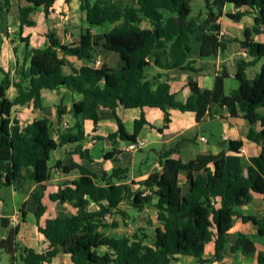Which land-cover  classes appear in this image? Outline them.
Masks as SVG:
<instances>
[{"label": "trees", "instance_id": "trees-1", "mask_svg": "<svg viewBox=\"0 0 264 264\" xmlns=\"http://www.w3.org/2000/svg\"><path fill=\"white\" fill-rule=\"evenodd\" d=\"M11 0H4L9 5ZM21 27L35 25L29 19L33 10L44 6L47 17L56 0H20ZM81 11L89 27L78 39L62 42L54 31L50 32L48 45L37 48L26 37L25 56L30 57L29 66L17 69L19 81H12L8 72L0 82V189L4 186L20 187L24 179L38 183L51 177L50 160L53 152L63 144L77 143L68 157L58 160L56 168L64 173L78 170L77 180L64 182L51 194L53 200L72 204L76 212L67 216L40 219L47 207L42 196L35 194L38 203L36 219L39 230L50 241V250L42 254L25 245L19 238L20 225H13L7 217H0L8 228L7 235L0 239V251L9 255L8 264H46L57 255L60 248L70 254L75 264H171L177 255H192L199 262L211 259L204 256L206 245L214 241V258L223 256L233 226V204L244 205L254 193L264 194V66L254 78H249L247 68L264 57V0H204L205 14L193 13L192 0H79ZM232 5L233 12L225 7ZM251 14L254 24L245 29L241 44L249 58L237 61L235 89L226 88L229 72L223 67L216 75L213 88H203L194 77L188 85L190 96L179 100L169 82L152 81L146 77V69L155 64L164 69L199 71L194 64L195 56L205 58L217 55L227 47L228 39L222 33L220 18L223 15L240 21ZM148 21L149 26H144ZM112 24L104 32H94L93 27ZM118 54V67L102 63L90 64L66 74L67 56H77L87 63H94L102 51ZM0 69H2L0 65ZM26 85H24V83ZM14 83L19 94L11 99L7 90ZM68 87L80 94L69 112L77 118L91 119L94 131L98 130L103 107L110 108L118 122V129L109 134L113 149L105 152V158L116 160L122 152L117 147V138L128 143L136 141L145 124L144 111L135 120V129L129 132L118 114V106L129 108L158 107L165 115L164 130L171 122V108L192 112L202 122L215 108H225L231 117L242 116L251 124L247 139L262 146L247 166V172L230 174L226 153L217 155L199 154L184 162L173 157L178 147L160 153L161 171L153 172L142 180H129L128 167H115L102 175L88 164L93 161L90 150L82 144L85 129L78 120L73 127L53 136V124L45 116L22 127L11 116L12 107L33 101L37 108L43 106L44 88ZM59 122L68 112L61 101ZM260 125V129L256 126ZM95 140L103 138L94 135ZM126 145V146H127ZM243 140H231L229 148L239 152ZM143 149V148H142ZM141 150V149H140ZM81 160H73L72 155ZM70 161V162H69ZM183 174V176H182ZM126 203L138 211L153 208L159 222L153 239L145 228H138L132 235L116 237L102 231L116 228L119 222L109 218L116 214L127 216L120 205ZM95 205V207H92ZM254 222L259 233L264 235V217L244 216ZM104 248V249H103ZM256 250L255 242L245 234H239L231 247L232 251ZM258 259L264 263V254Z\"/></svg>", "mask_w": 264, "mask_h": 264}, {"label": "crops", "instance_id": "crops-1", "mask_svg": "<svg viewBox=\"0 0 264 264\" xmlns=\"http://www.w3.org/2000/svg\"><path fill=\"white\" fill-rule=\"evenodd\" d=\"M20 0H11L9 5L0 0V82L6 72L10 74L12 81H19L21 76L17 69L22 65L26 67L30 64V57L25 56L26 41L28 38L30 45L41 48L49 44L50 32L54 31L62 42H69L78 39L80 33L89 27L85 21V14L81 13L79 0H56L51 13L47 17L44 6L32 11L29 19L35 21V25H24L21 27L20 20ZM226 12H233L234 7L227 5ZM222 33L228 39L227 47L218 52L217 55L201 58L195 56V66L199 71L164 69L155 64H151L145 72L147 78L152 81L160 80L169 82L171 90L176 94L179 100L185 101L191 94L188 85L190 77H194L203 88H213L216 75L223 67L229 72L226 79V88L228 90L238 87L239 82L236 78L237 61L242 58H249L247 51L241 44L243 37L236 38V35L228 36L223 28ZM148 27V21L144 22ZM112 27V24L108 29ZM99 26L93 27L94 32H104ZM256 40L263 41L264 36L259 34L254 37ZM69 64L65 65L63 70L66 74L73 72V68L80 69L85 64L95 67L102 63L118 67L121 59L117 53L111 51H102L94 63H87L77 56H67ZM264 66V57L260 58L255 64L247 68L249 78H254L260 69ZM27 82L24 83L26 85ZM19 94V88L12 83L7 90L9 98L13 99ZM82 99V94L68 88L60 89L44 88L42 90L43 106L37 108L33 101L26 104H16L12 107L11 116L19 120L22 127L27 126L35 119L47 116L53 124V136L58 140V132L73 127L78 120L85 129V138L82 144L90 150L93 161L89 164L86 160H81L79 155H72L73 160H79L99 175L105 171L110 172L115 167H128L129 180H142L151 173L161 171L160 153L174 147L178 151L173 157L181 158L184 162L195 158L199 154L217 155L223 150L226 153L227 169L230 174L247 172V166L254 164V158L261 152L262 146L254 141L247 139L251 124L242 116L231 117L225 108H215L212 114H207L202 122L196 120L192 112H183L176 108H171V122L169 126L160 130L165 123L163 110L158 107L146 106L141 108H129L125 105L118 106V114L125 122L129 132L135 129V120L141 116L144 111L148 123L145 124L140 132V137L146 138L147 146L151 147L150 152L139 156L138 152H144V148L137 152H128L126 150L127 142L117 138V147L122 150L116 160L105 158L104 154L111 151L114 147L113 141L109 138L110 133L118 129V122L113 111L110 108L103 107L100 111L101 119L97 131H94V123L91 119L75 117L69 112L75 100ZM63 101L68 107V112L63 116L62 122H59V103ZM262 111L264 109H261ZM260 129V125L256 126ZM102 135L103 138L95 140L94 135ZM243 140V146L239 152L229 148L231 140ZM77 143H67L53 152L50 160L51 177L42 183H38L30 178L24 179L20 187L4 186L0 189V217H7L11 224L20 225L19 238L27 246L34 248L42 254L50 250V241L39 230L36 219V210L38 203L35 194L42 196V201L47 209L40 219L44 224L46 219L55 216H67L76 212V208L67 202L53 200L51 194L59 190V187L66 181L77 180L80 176L78 170L64 173L56 168L58 160H64L68 157V152L73 151ZM97 161L100 163L96 164ZM70 162V161H69ZM183 176V174H182ZM34 203L32 207L29 204ZM95 207V205H92ZM128 213L127 216L116 214L109 218V221L116 219L119 226L116 228H103L102 231L109 235L121 237L123 235H132L138 228H145L150 234L152 229L158 226L156 211L153 208H145L142 211L134 210L133 207L122 203L120 205ZM150 214V216H148ZM33 216V220L29 219ZM264 217V194L254 193L250 202L244 205L233 204V226L229 231L228 242L220 259H215V242H209L205 247L204 256L211 259L209 262L201 263L199 259L192 255H177V258L171 264H264L258 259L259 253L264 254V235L259 233L258 226L252 221H245L244 216ZM8 228L2 225L0 221V239L7 235ZM154 232V231H153ZM239 234H245L252 238L256 245V250L248 252L244 249L232 251ZM104 249V248H103ZM9 255L0 251V264H8ZM46 264H75L70 254L60 248L59 252L50 262Z\"/></svg>", "mask_w": 264, "mask_h": 264}, {"label": "rangeland", "instance_id": "rangeland-1", "mask_svg": "<svg viewBox=\"0 0 264 264\" xmlns=\"http://www.w3.org/2000/svg\"><path fill=\"white\" fill-rule=\"evenodd\" d=\"M192 6H193V13L194 14H197L199 11H202L203 14L206 15L205 14V7H204V0H192ZM82 12L83 11H81V13ZM143 24H145V23H143ZM253 24H254V18H253V16L251 14L244 15L240 21H235V20H233V19H231V18H229L227 16H225L224 19H223V28H224V30L227 31L229 37L232 36V35H236V38H237V36L238 37L242 36L244 38L245 37V34H244L245 29L247 27L253 26ZM110 25L111 24H106L104 26H99L100 27L99 29H101L102 31H105L106 29H108L110 27ZM150 148L151 147L146 145L145 148H144V152H138L136 154L137 155V159L139 158V156L149 153L150 152ZM98 163H100V162L97 161L96 164H98ZM33 205H34V203L29 204L30 207H32ZM148 216H150V214ZM32 218H33V216L31 215L29 217V219L33 220ZM153 231H154V229H152V231L150 233L151 237H150L149 241H151L153 239V237H152Z\"/></svg>", "mask_w": 264, "mask_h": 264}, {"label": "built area", "instance_id": "built-area-1", "mask_svg": "<svg viewBox=\"0 0 264 264\" xmlns=\"http://www.w3.org/2000/svg\"><path fill=\"white\" fill-rule=\"evenodd\" d=\"M148 144V141L146 138L139 137L136 141L128 143L126 146V150L128 152H137L140 149L144 148Z\"/></svg>", "mask_w": 264, "mask_h": 264}]
</instances>
